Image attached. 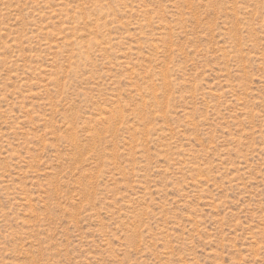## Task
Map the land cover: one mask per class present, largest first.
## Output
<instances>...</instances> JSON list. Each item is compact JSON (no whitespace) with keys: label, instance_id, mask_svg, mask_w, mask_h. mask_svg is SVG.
Segmentation results:
<instances>
[{"label":"rangeland","instance_id":"374dc122","mask_svg":"<svg viewBox=\"0 0 264 264\" xmlns=\"http://www.w3.org/2000/svg\"><path fill=\"white\" fill-rule=\"evenodd\" d=\"M0 264H264V0H0Z\"/></svg>","mask_w":264,"mask_h":264}]
</instances>
